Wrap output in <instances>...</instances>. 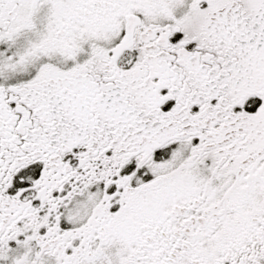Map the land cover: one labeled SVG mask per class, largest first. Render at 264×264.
<instances>
[{
	"label": "snow or ice",
	"instance_id": "snow-or-ice-1",
	"mask_svg": "<svg viewBox=\"0 0 264 264\" xmlns=\"http://www.w3.org/2000/svg\"><path fill=\"white\" fill-rule=\"evenodd\" d=\"M0 264H264V0H0Z\"/></svg>",
	"mask_w": 264,
	"mask_h": 264
}]
</instances>
